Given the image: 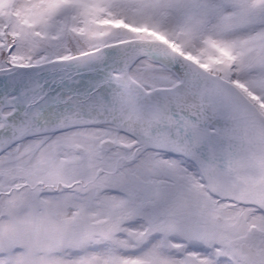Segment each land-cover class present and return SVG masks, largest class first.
Here are the masks:
<instances>
[{"label": "snow or ice", "instance_id": "1", "mask_svg": "<svg viewBox=\"0 0 264 264\" xmlns=\"http://www.w3.org/2000/svg\"><path fill=\"white\" fill-rule=\"evenodd\" d=\"M0 264H264V0H0Z\"/></svg>", "mask_w": 264, "mask_h": 264}]
</instances>
